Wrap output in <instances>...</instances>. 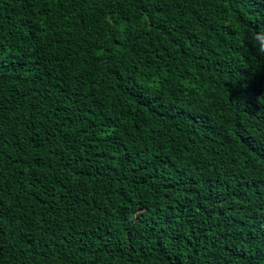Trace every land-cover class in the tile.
Returning a JSON list of instances; mask_svg holds the SVG:
<instances>
[{
    "label": "trees",
    "instance_id": "trees-1",
    "mask_svg": "<svg viewBox=\"0 0 264 264\" xmlns=\"http://www.w3.org/2000/svg\"><path fill=\"white\" fill-rule=\"evenodd\" d=\"M261 40L264 0H0V264H264Z\"/></svg>",
    "mask_w": 264,
    "mask_h": 264
},
{
    "label": "clouds",
    "instance_id": "clouds-1",
    "mask_svg": "<svg viewBox=\"0 0 264 264\" xmlns=\"http://www.w3.org/2000/svg\"><path fill=\"white\" fill-rule=\"evenodd\" d=\"M260 46H261V49H264V40H261V45Z\"/></svg>",
    "mask_w": 264,
    "mask_h": 264
}]
</instances>
